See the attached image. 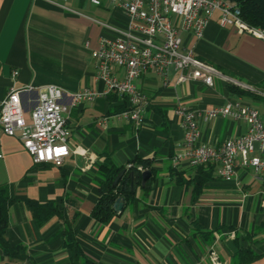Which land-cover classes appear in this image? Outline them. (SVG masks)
<instances>
[{
	"label": "crops",
	"instance_id": "obj_1",
	"mask_svg": "<svg viewBox=\"0 0 264 264\" xmlns=\"http://www.w3.org/2000/svg\"><path fill=\"white\" fill-rule=\"evenodd\" d=\"M219 18L216 12L201 38L182 31L184 49L194 48L199 57L256 90L219 76L212 86L197 78L180 81L175 68L164 83L149 70L135 79L148 99L144 123L137 127L114 116L127 105L124 95L75 100L82 88H107L97 76L94 51L102 37H117L126 27L129 17L122 7L112 0H0V100L12 86L32 85L21 92L30 120L39 87L57 84L65 91L61 101L71 128V152L61 165L35 162L19 137L0 133V185H8L13 199L6 234L27 255L12 258L0 247V264H73L65 244L70 228L95 264H213L212 250L223 264H233L239 246L258 254L248 264H264V174L239 165L227 179L209 164L175 159L184 142L177 103L198 111L201 139L208 144L243 135L249 122L231 116L205 119L207 108L241 102L257 108L264 119V40L222 26ZM113 71L124 74L118 65ZM100 117H106L103 123ZM109 160L125 167L124 174L127 162L134 161L133 168H149L152 175L144 185L140 176L135 196L125 198L123 210L103 222L92 211L103 190L100 167ZM203 173L208 178L197 188L196 177ZM29 199L53 202L59 212L40 221Z\"/></svg>",
	"mask_w": 264,
	"mask_h": 264
},
{
	"label": "built area",
	"instance_id": "obj_2",
	"mask_svg": "<svg viewBox=\"0 0 264 264\" xmlns=\"http://www.w3.org/2000/svg\"><path fill=\"white\" fill-rule=\"evenodd\" d=\"M112 1L125 10L129 21L117 37H102L99 48L94 51L97 76L105 81L107 88L103 92L82 88L75 92L76 101L93 99L100 93L116 92L124 95L127 107L114 116L132 120L139 127L144 123L148 99L135 79L149 70L159 74L164 83L169 80L171 68H175L180 71V81L197 78L212 86L215 77L219 76L256 90L199 57L194 48L183 47L182 31L192 32L198 38L203 37L216 12H220L219 22L222 26L233 25L242 33L264 40V26L249 23L238 3L229 0ZM114 65L124 69L123 76L113 71ZM33 88L32 85L12 86L7 96L0 100V133L19 137L35 162L53 161L61 165L64 156L71 152V128L66 114L68 107L61 101L65 91L53 83L40 86L39 102L31 111V119L27 120L21 92ZM261 93L264 94L263 91ZM175 111L184 128L183 147L175 155L176 160L186 159L192 166L214 164L218 174L227 179L234 176L239 165L264 174V119L257 108L229 101L205 109V119L231 116L249 122L246 133L227 138L217 145L202 141L196 109L177 103ZM105 119L100 117L99 123ZM135 166L134 161L126 164L127 168ZM143 168L140 166L139 170ZM210 257L213 264H223L214 250Z\"/></svg>",
	"mask_w": 264,
	"mask_h": 264
},
{
	"label": "trees",
	"instance_id": "obj_3",
	"mask_svg": "<svg viewBox=\"0 0 264 264\" xmlns=\"http://www.w3.org/2000/svg\"><path fill=\"white\" fill-rule=\"evenodd\" d=\"M236 2L240 5L242 14L244 18L251 24L263 25L264 26V0H229ZM231 89L239 92L240 94H245L246 90L231 86ZM248 94V93H247ZM127 103V102H126ZM127 105L124 107L126 108ZM123 108V109H124ZM147 164L146 161H144ZM211 169H216V165L209 164ZM204 167V165H200ZM123 166H117L113 161L109 160L104 162L100 171L104 177L102 194L95 205L92 214L94 217L100 221H108L112 215L116 213L113 208V203L116 198L120 195L124 196L126 199H131L135 196V189L130 188L131 177L129 172L131 170L140 173L137 168H129V172L124 174L120 180L119 185L114 186V180L118 174L124 169ZM208 178L207 174H201L196 177V186L200 188L203 182ZM104 186H107L104 189ZM148 187V186H146ZM13 203V199L10 196L8 185H0V247L3 249L4 253L12 258H25L27 255L24 251V246L21 244L14 245L8 239L6 234L7 227L9 224V208ZM34 215L38 220L43 221L48 218L51 214L59 212L58 206L53 202L39 203L36 200L29 199ZM65 244L72 250V263L73 264H95L89 258L84 255V250L79 245L74 235L73 230L70 228L67 231V236L65 238ZM258 257V254L248 246H239L236 253V260L233 264H248Z\"/></svg>",
	"mask_w": 264,
	"mask_h": 264
},
{
	"label": "water",
	"instance_id": "obj_4",
	"mask_svg": "<svg viewBox=\"0 0 264 264\" xmlns=\"http://www.w3.org/2000/svg\"><path fill=\"white\" fill-rule=\"evenodd\" d=\"M126 172V169H123L118 176L115 178L113 185L117 186L120 183V180L122 178V176L124 175V173ZM129 175L131 177V184H130V188L134 189L135 186L138 184L140 176H142V184L144 185L146 183V181L151 177L152 175V171L149 168L144 169L141 173L135 172L133 170H131L129 172ZM125 205V197L120 195L116 198V200L113 203V208L116 212H120L123 210Z\"/></svg>",
	"mask_w": 264,
	"mask_h": 264
}]
</instances>
